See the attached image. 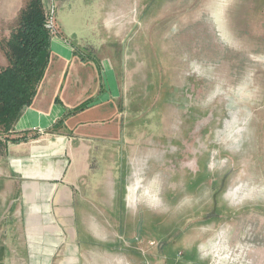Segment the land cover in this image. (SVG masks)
I'll return each instance as SVG.
<instances>
[{
  "label": "rangeland",
  "instance_id": "obj_1",
  "mask_svg": "<svg viewBox=\"0 0 264 264\" xmlns=\"http://www.w3.org/2000/svg\"><path fill=\"white\" fill-rule=\"evenodd\" d=\"M43 3L70 45L109 59L117 73L124 147L94 160L100 171L91 186L78 187L76 206L116 242L126 240L127 227L137 229L132 251L150 264L154 248L178 253L194 243L209 244L204 253L222 262L251 264L264 237V0ZM25 5L0 0V40L18 27ZM7 65L0 48V67ZM112 188L114 209L106 203ZM56 207L51 226L63 229ZM69 217L51 264L88 250L85 215ZM2 232L1 262L32 264L27 230L13 231L11 244L12 233Z\"/></svg>",
  "mask_w": 264,
  "mask_h": 264
},
{
  "label": "crops",
  "instance_id": "obj_2",
  "mask_svg": "<svg viewBox=\"0 0 264 264\" xmlns=\"http://www.w3.org/2000/svg\"><path fill=\"white\" fill-rule=\"evenodd\" d=\"M58 30L60 36L52 38L50 62L32 104L8 134L0 133V236L7 235L2 230L10 231L7 243L11 244L13 231L17 235V229H26L32 264H51L53 257L60 255L63 229H71L69 216L74 211L85 217L89 214L86 207L76 206L78 187L84 181L92 185L100 171L98 165L93 166L94 160L108 161L99 159L101 152L124 147L123 113L114 67L99 54L83 57L78 47L62 37L59 26ZM87 102L91 104L86 109L71 113ZM109 193L106 203L114 209L117 192L112 188ZM54 206L63 229L51 226L56 220ZM129 206L124 194L123 207L130 209ZM90 221L91 217H86L81 238L88 250L77 247V255H68L66 263L150 264L149 256L132 251L138 246L134 240L137 229L127 227L126 240L116 242V234ZM71 237L77 246L75 235ZM86 238L92 241L88 244ZM261 238V249L253 253L251 264H264V237ZM2 245L0 242V249ZM165 245L159 250L154 248L156 264L237 262L236 257H228L225 263L218 256L204 253L210 249L209 244L194 243L178 253ZM1 261L0 255V264L16 263L9 256Z\"/></svg>",
  "mask_w": 264,
  "mask_h": 264
},
{
  "label": "trees",
  "instance_id": "obj_3",
  "mask_svg": "<svg viewBox=\"0 0 264 264\" xmlns=\"http://www.w3.org/2000/svg\"><path fill=\"white\" fill-rule=\"evenodd\" d=\"M47 11L43 0H26L18 27L6 41L0 40L8 65L0 67V133L8 134L32 104L50 62L53 35L46 28ZM87 102L72 111L77 113ZM23 139H14L19 142Z\"/></svg>",
  "mask_w": 264,
  "mask_h": 264
},
{
  "label": "built area",
  "instance_id": "obj_4",
  "mask_svg": "<svg viewBox=\"0 0 264 264\" xmlns=\"http://www.w3.org/2000/svg\"><path fill=\"white\" fill-rule=\"evenodd\" d=\"M53 9H55V6H53ZM53 13H54V10L52 11V14L49 17H47V21L48 19L49 21L46 27L51 30V34L53 35V37H56L58 32H57V27H56V19H54Z\"/></svg>",
  "mask_w": 264,
  "mask_h": 264
}]
</instances>
